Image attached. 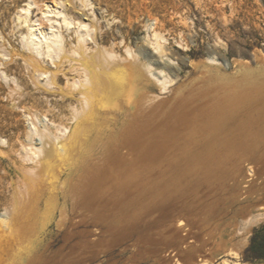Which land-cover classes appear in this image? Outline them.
<instances>
[{
  "label": "bare ground",
  "instance_id": "bare-ground-1",
  "mask_svg": "<svg viewBox=\"0 0 264 264\" xmlns=\"http://www.w3.org/2000/svg\"><path fill=\"white\" fill-rule=\"evenodd\" d=\"M32 6L28 0L15 12L24 62L36 88L52 91L63 76L62 97L74 102L56 133L28 108L22 150L36 165L33 193L41 188L62 201L45 211L26 256L22 226L31 211L0 213V264H213L220 256L264 264L236 259L264 220L263 56L233 62L229 74L214 56L190 60L200 73L168 88L164 68L176 62L154 18L141 40L157 58L147 59L127 45L123 56L100 45L89 0L44 2L48 25L32 20ZM1 38L3 62L9 52ZM240 82L252 89L241 91ZM48 222L62 240L53 258Z\"/></svg>",
  "mask_w": 264,
  "mask_h": 264
},
{
  "label": "rangeland",
  "instance_id": "rangeland-1",
  "mask_svg": "<svg viewBox=\"0 0 264 264\" xmlns=\"http://www.w3.org/2000/svg\"><path fill=\"white\" fill-rule=\"evenodd\" d=\"M26 1L28 0H0V37H3L1 39L5 41L9 52L3 62L0 54V213L17 211L19 207L31 211L29 220L26 221V219L24 224L22 223L24 229L28 228V233L24 236L20 247L26 251L24 256L31 253L33 247L37 246L38 235L44 230V227L40 225L44 213L47 214L48 207L52 206V203L57 202L59 206L62 198L59 195L58 199L48 200V194L44 190L42 192L41 188L40 191L37 190L40 194L33 193V188L36 186L34 182L36 165L34 161L23 154L22 142L26 138L29 127L23 114L30 108L32 111L46 115L49 121L54 124L49 125L50 130L56 133V126L67 122L63 114L66 113L70 117L66 105L74 102L73 98L62 97L60 91L66 82L63 76L59 78L52 91L35 87L32 69L24 62L27 53L20 42V32L24 27L18 26L15 13L18 7L23 6ZM31 1L33 2L32 20H38V22L48 25V22L42 19L39 8L43 6L44 2L53 4L55 0ZM89 1L96 14L95 19L97 18L96 21L92 20V24L98 30H96V34L100 45L116 55L123 56L125 54L124 45H127L132 48L133 55L140 54L147 59L157 58L155 54L153 56L152 47L141 40L146 32L147 19L154 18L156 20L155 26L165 38V42H162L163 49L167 55L169 54L168 57L176 62L174 65L164 68L170 77L168 88L185 82L200 73L199 68L196 69L189 64L190 60L202 62L207 56H214L223 62L221 70L226 74L231 73L233 62L249 60L253 53L261 54L264 62V0ZM66 9H71V6L67 5ZM121 41L122 43H120ZM42 64L46 68H53L46 62H42ZM3 71L7 76L6 80L2 77ZM13 77L16 78L18 86L14 82L12 83L11 78ZM251 83L240 82L238 87L241 91L246 92L252 89ZM153 92L157 94L158 90L154 89ZM257 137L263 142L264 130ZM34 141L39 142L37 139ZM260 151L264 153V143ZM60 177L64 178V176ZM58 213L56 211V215ZM49 223H46L45 227L47 226V231L52 235L46 240L49 244L46 254L53 258L56 257V253L60 252L62 240L54 234L56 229L52 223ZM16 226L18 225H12L13 228L15 227L14 229L21 228ZM19 226L21 225L19 224ZM254 234H256L257 240L264 237V220L251 227L247 236V244L242 249L240 256L236 258L242 263L264 261V258H252L250 246ZM2 256V258L8 259L6 252ZM224 259L230 260V264H233L235 260L228 256H220L215 259L213 264Z\"/></svg>",
  "mask_w": 264,
  "mask_h": 264
},
{
  "label": "trees",
  "instance_id": "trees-1",
  "mask_svg": "<svg viewBox=\"0 0 264 264\" xmlns=\"http://www.w3.org/2000/svg\"><path fill=\"white\" fill-rule=\"evenodd\" d=\"M256 234L252 237L250 249H252V258H264V237L257 240Z\"/></svg>",
  "mask_w": 264,
  "mask_h": 264
}]
</instances>
